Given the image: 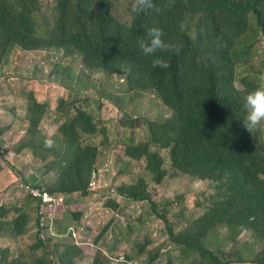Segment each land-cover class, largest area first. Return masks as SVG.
<instances>
[{
	"label": "trees",
	"instance_id": "1",
	"mask_svg": "<svg viewBox=\"0 0 264 264\" xmlns=\"http://www.w3.org/2000/svg\"><path fill=\"white\" fill-rule=\"evenodd\" d=\"M128 3L126 17L119 18L114 13L115 0H56L48 26L40 21L38 0H0V67L17 47L65 48L82 53V61L90 69L129 70V83L154 92L171 113L145 121L137 116L123 118L127 127L145 126L140 140L126 143L125 156L144 159L146 177L121 182L117 193L148 202L151 213L165 226L168 240L188 264H264V144L254 138L261 127L252 134L241 120L242 97L262 84L264 61L257 63L255 53L264 37V0H152V7L139 14L132 11L134 0ZM153 27L160 28L162 38L179 49H161L154 54L167 62L165 68L153 66L154 57L144 56L139 48V41L146 39L147 30ZM64 73L74 81L79 78L75 73ZM236 79L240 87L235 85ZM32 92L25 93L27 128L14 150L28 148L37 158L52 157L45 173L55 165V177L51 182L43 181L44 191L57 195L55 200L86 196L97 173L99 153L98 144L91 140L99 131L87 99L81 104L58 99L56 109L64 120L57 128V148L47 143L50 139L39 129L47 104ZM224 101L230 102L226 109L221 108ZM172 170L208 180L212 186L201 214L180 229L149 190V182L161 184ZM22 183L39 186L38 181ZM12 205L0 206V219L7 221H0V233H4L2 240L8 239L3 230L11 224L19 253L12 256L10 247L3 246L0 264H61L60 259L69 257L73 250L75 255L82 253L74 245L59 251L55 243L58 234L42 236L38 222L31 227L29 200L25 205ZM108 205L117 208L114 200ZM66 214L74 221L82 216L76 210ZM221 228L227 229L225 237L232 241L245 230L251 232L257 247L251 261L243 255V248L232 252L224 243L210 241ZM27 230L34 232V240L20 250ZM247 245L242 246L246 249ZM145 246L138 245V256L144 254ZM156 257L150 256L147 264ZM126 260L134 258L127 256ZM91 264L109 261L99 254Z\"/></svg>",
	"mask_w": 264,
	"mask_h": 264
},
{
	"label": "rangeland",
	"instance_id": "2",
	"mask_svg": "<svg viewBox=\"0 0 264 264\" xmlns=\"http://www.w3.org/2000/svg\"><path fill=\"white\" fill-rule=\"evenodd\" d=\"M38 2L41 10L40 21L51 26L56 0ZM115 3V15L125 18L127 12L124 9L129 6L128 0H115ZM257 46L255 61L262 63L263 36ZM80 56L82 55L75 51L63 49L15 50L1 66L0 81L3 85L0 87V127L3 132L0 135V204L10 202L12 208L15 206L12 204H27L29 200L33 209H36L34 199L26 195L27 191L21 181H38V184L42 182L46 186L43 179L51 182L55 177L56 169L54 172L45 173L46 165L52 157L37 158L28 148L18 152L14 150V141L22 138L27 128L25 93L32 90L39 101L47 104L39 129L57 148V128L64 120L63 113L56 109L58 99L63 97L66 101H76V104L87 99V108L95 115L94 122L99 131L91 137L99 147L97 173L91 180L86 196H73L76 204L74 210L83 212L82 224L79 219L76 226L66 214L71 207H60L56 217L59 223L55 222L56 228L64 232L60 235L62 237H57L59 241H55L59 245V251L65 245H77V240L82 245L78 248L85 253L75 255L73 250L69 257L60 259V263L90 264L100 254L108 259L109 264H124L115 260L121 254L124 260L127 256L134 258L131 264H147V259L157 254L152 264H188L187 260L179 256L180 251L168 240L165 226L151 213L148 202L126 200L117 195L116 191L121 182H132L137 176L146 177L144 159L132 160L125 156L126 143L140 140L144 136L145 126L141 124L127 127L122 124L123 118L137 116L141 121L163 119L170 115V109L154 92L143 91L138 85L129 83L127 70L109 73L90 69L85 66ZM63 71L77 74L78 80L67 77ZM262 76L264 83V72ZM236 80V85L240 87L239 79ZM102 133L108 136L107 140ZM160 151L163 154L166 152L165 149ZM149 190L152 199L158 206L165 205L167 217L174 222L176 229H180L191 218L201 214L207 205L206 198L212 192V186L208 180L180 175L172 170L161 184L149 182ZM113 200L117 208L108 205V201ZM36 215L33 211L29 216L31 227ZM4 227L5 238L8 239L2 240L4 233H0V251L7 245L11 249L10 255L14 256L19 252L11 224L8 225L9 228ZM70 228L73 234L68 232ZM75 229L79 231V237H76ZM226 234L227 229L221 228L210 241L215 245L224 243L226 249L232 252L243 248V255L247 257V261H251L252 250L257 248L251 232L243 231L237 241L227 239ZM23 236L20 250L26 249L34 240V232L27 230ZM143 243L146 244L144 254L138 256V245ZM246 244L248 245L245 249L242 245ZM98 247L109 254L102 255Z\"/></svg>",
	"mask_w": 264,
	"mask_h": 264
},
{
	"label": "clouds",
	"instance_id": "3",
	"mask_svg": "<svg viewBox=\"0 0 264 264\" xmlns=\"http://www.w3.org/2000/svg\"><path fill=\"white\" fill-rule=\"evenodd\" d=\"M150 7H152V0H134L132 11L134 13L139 14L141 12H144L145 10H147ZM163 35H164V33L162 32V30L160 28H157V27L149 28L147 30V38L141 39L139 41V48L142 51L144 56L154 57L152 60L153 66H159V67L165 68V67H167V62L161 57L154 56V54L158 50H161V49H169L172 51H178L179 49L175 44H173L171 42H166L162 38ZM50 49H53V48H48V49L36 48V50H50ZM55 49H63L64 51H69V52L75 51V52L82 55V53L76 51L75 49H72V50H66L65 48H55ZM15 50L18 51V50H22V49L17 47L15 49H13L11 52H14ZM27 51H31V50H27ZM80 58L82 59V56H80ZM101 70L107 71L105 69H101ZM127 71H128V74H127V80H128L129 70H127ZM0 72H1V67H0ZM109 73H119V72L117 70L115 72H109ZM236 82H237V80H235V85H236ZM239 82H240V80H239ZM129 90H130V88L128 86V91ZM229 105H230L229 101H224L222 103L221 108L226 109L229 107ZM242 106H243V116L241 117V120H242L243 127L248 132H250L252 134L256 130H258L259 127H261V131L254 138L257 139L260 143L264 144V138L262 137V136H264V83H263V78H262V84L261 85L257 86L256 88H254L253 90H251L245 96L242 97ZM1 117H2V114L0 113V118ZM1 129L3 132V128H1ZM16 142L17 141H14V144ZM47 143L50 144L51 141H47ZM54 170H55V165H54L52 172H54ZM21 183H22V181H21ZM22 184L25 187L24 189L27 191L26 195H28V196L31 195L34 198L35 206H36V202H38V206L36 207V209H33V207L31 206V208H32L31 213H33V211H35V214L37 213L36 217L34 218L33 224L38 222V226L42 229V236H45L47 234L57 236V234H58L59 237H62L60 235H62L64 233H59V231L55 225V222L59 223V219H57L56 217L58 215V210L60 207H65V208L71 207L70 211L71 210L74 211V205H76V204L73 201V196H71V199H72L71 202L69 201L70 199H66V198H65V200H62L61 198H59V200L57 201V200H55L57 195L46 194V192L44 191L46 186L43 185L42 182H41V184H39L38 187H34L31 185H25L24 183H22ZM117 195H119V194H117ZM76 196H77V194H76ZM119 196H121V195H119ZM78 197H81V196H78ZM121 197H123V196H121ZM39 198L41 199V202L39 201ZM123 198L126 200L133 201V200L127 199L125 197H123ZM50 201H52V203H49ZM66 201L68 204L66 203ZM134 202H136V201H134ZM9 203L10 202H7V203L3 202L0 204V206L4 205V204H9ZM22 205H25V204L22 203ZM76 211H80V210H76ZM80 212H82V211H80ZM12 214L14 215V213H12ZM70 220H72V219L70 218ZM0 221L1 222H7L6 220H1V219H0ZM72 221H74V220H72ZM78 221H74L76 226L78 225L77 224ZM80 224H82L81 218H80ZM74 227H75V225H74ZM79 228H81V227H79ZM75 231H76L75 233H77L76 237H79V231L76 229H75ZM68 232L69 233L71 232L72 234L74 233L72 231V228H70ZM76 244L77 245H74V246L79 247V248L82 247L80 242L77 240H76ZM97 249L99 251H101L102 255L103 254H105V255L109 254V252L103 251L99 247ZM81 250L83 253H85V251L83 249H81ZM115 260H116V262H120V263L124 262L126 264H131V262H132V261L128 262L127 260H124L123 255H121V254L119 255V259H115Z\"/></svg>",
	"mask_w": 264,
	"mask_h": 264
},
{
	"label": "crops",
	"instance_id": "4",
	"mask_svg": "<svg viewBox=\"0 0 264 264\" xmlns=\"http://www.w3.org/2000/svg\"><path fill=\"white\" fill-rule=\"evenodd\" d=\"M75 224V223H74ZM76 225V224H75Z\"/></svg>",
	"mask_w": 264,
	"mask_h": 264
},
{
	"label": "built area",
	"instance_id": "5",
	"mask_svg": "<svg viewBox=\"0 0 264 264\" xmlns=\"http://www.w3.org/2000/svg\"><path fill=\"white\" fill-rule=\"evenodd\" d=\"M36 193V192H35Z\"/></svg>",
	"mask_w": 264,
	"mask_h": 264
}]
</instances>
